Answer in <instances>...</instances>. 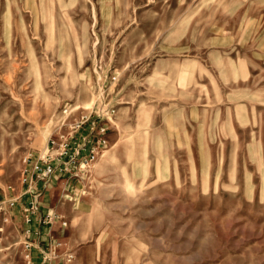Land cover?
Listing matches in <instances>:
<instances>
[{"label":"rangeland","instance_id":"obj_1","mask_svg":"<svg viewBox=\"0 0 264 264\" xmlns=\"http://www.w3.org/2000/svg\"><path fill=\"white\" fill-rule=\"evenodd\" d=\"M82 114L106 143L52 264H264V0H0V264H30L10 200Z\"/></svg>","mask_w":264,"mask_h":264},{"label":"built area","instance_id":"obj_2","mask_svg":"<svg viewBox=\"0 0 264 264\" xmlns=\"http://www.w3.org/2000/svg\"><path fill=\"white\" fill-rule=\"evenodd\" d=\"M115 78V76H112ZM113 112L111 107H106L104 103L96 111V116L101 119H107L108 115ZM90 115L82 114L80 120L73 124L70 131L60 132L51 139L48 144L55 147V153H44L42 156L38 155L32 162L29 173L35 175L39 180H46L53 173H60L62 175H78L79 172L86 170L95 156L100 152L103 145L106 143L105 130L106 123L102 122L95 126L94 122L90 121ZM38 193L31 194L27 204L22 211L25 215H30V218L25 219L26 222L31 221L32 216L36 215L38 210ZM13 201L10 200L12 205ZM56 216L51 212H46L42 216L41 221L48 223ZM56 247L61 246L60 242H56ZM31 248V247H30ZM41 254L47 259V252L42 248ZM29 263L32 264L29 250ZM73 254L68 251L62 258V264H72Z\"/></svg>","mask_w":264,"mask_h":264},{"label":"crops","instance_id":"obj_3","mask_svg":"<svg viewBox=\"0 0 264 264\" xmlns=\"http://www.w3.org/2000/svg\"><path fill=\"white\" fill-rule=\"evenodd\" d=\"M33 178V175H31ZM70 182V181H69ZM67 182V184L69 183ZM66 181L63 179V175L60 173H53L48 177L46 180H39L29 182L28 186L24 189L23 193L16 194L12 197L11 201L12 208L18 207L20 213H22L23 207L27 204L29 197L31 196L32 192L38 193V210L36 215L32 216L30 223L27 225L28 227L25 229L26 232L33 237V244L30 248V258L32 264H52V260L47 259L45 256L41 254L42 247L40 246V242H46L49 238V242L51 243V235H48L45 232L48 223H43L41 221L42 216L46 214V212L55 211L56 213H60V206L59 202L61 200V194L64 193V185ZM80 184L77 183L76 186L78 187ZM49 191V200L47 205H45L43 199H45L47 192ZM78 203H80L78 201ZM56 228H59V223H55L52 225L51 232L55 233ZM83 252L82 249H78L76 251L77 255V264H82V258L80 254Z\"/></svg>","mask_w":264,"mask_h":264},{"label":"bare ground","instance_id":"obj_4","mask_svg":"<svg viewBox=\"0 0 264 264\" xmlns=\"http://www.w3.org/2000/svg\"><path fill=\"white\" fill-rule=\"evenodd\" d=\"M95 163V162H94ZM96 166H98V163L97 164H95V166L94 167H96Z\"/></svg>","mask_w":264,"mask_h":264}]
</instances>
